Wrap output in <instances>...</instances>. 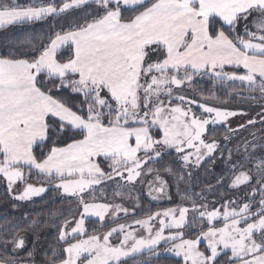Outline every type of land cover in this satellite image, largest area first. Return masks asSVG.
Masks as SVG:
<instances>
[{
	"label": "snow or ice",
	"instance_id": "snow-or-ice-1",
	"mask_svg": "<svg viewBox=\"0 0 264 264\" xmlns=\"http://www.w3.org/2000/svg\"><path fill=\"white\" fill-rule=\"evenodd\" d=\"M37 22L48 25L44 39L23 27ZM0 29L25 33L0 52V183L9 198L31 201L49 190L35 175L77 203L45 264H138L143 254L264 264V136L249 127L264 132V0H0ZM205 77L239 85L261 110L250 116L212 103L214 92L185 93ZM233 117L247 119L232 128ZM219 128L225 144L241 131L253 140L222 150ZM170 157L182 175L164 163ZM218 158L243 198L181 190L187 169ZM162 172L188 206L136 218L135 209L97 202V186L110 183L116 196L146 184L152 200L172 199ZM24 230L4 217L0 264H35Z\"/></svg>",
	"mask_w": 264,
	"mask_h": 264
},
{
	"label": "trees",
	"instance_id": "trees-1",
	"mask_svg": "<svg viewBox=\"0 0 264 264\" xmlns=\"http://www.w3.org/2000/svg\"><path fill=\"white\" fill-rule=\"evenodd\" d=\"M71 19L75 22L78 17L74 16ZM23 27L28 33L37 34L40 39H44V34L48 31V25L46 22H37ZM24 34L25 33H22L19 30L0 29V52L7 50L6 41L12 38H20ZM34 42L39 43V40H35ZM232 87L235 89L234 91L227 85L215 84V82L209 81L205 77L203 80L194 81L191 87L185 88L184 91L189 96H194L197 99L202 98L200 95L201 93L204 96H207L210 92H214L216 96L219 97V100L212 101V103H222L230 109H242L248 112L250 116H255L256 112L261 110L259 102L248 100V93L246 90L239 87V85H233ZM237 93H239V95ZM246 119L247 117H233L230 119L229 124L232 128H237L238 125ZM257 119H259V117H257ZM249 127L250 131L256 133L257 136H264V132L259 131L261 127L259 124L255 127ZM226 134L224 128H219L216 134L218 141L224 146V149L222 150L234 148L235 144H242L245 139L253 140V137L249 135V131H241L239 136L233 138V142L225 144L223 137ZM173 159L174 157H170L166 159L164 163L172 166L174 171H177L178 175H182L183 172L180 170L179 166L172 163ZM151 166L155 168L161 167L160 164H154ZM187 171L191 172V177L184 176V181L186 182L181 183V190L183 191L187 188L192 192L199 193L211 187L213 191L208 194V199H211L212 201H215L216 196L220 194L215 193L216 188H221L218 183H221L226 176H228V180H230V173L226 170L224 162L219 158L215 163L206 159L199 168L187 169ZM162 175H164V178L169 181L172 194L174 195V203L170 205L153 204L145 198V195L142 192L143 210L148 211L150 209L154 213L174 206H188L190 202L185 203L181 196L177 195V189L173 177L163 172ZM218 177H221L222 179L218 180ZM31 182L36 186H44L49 190L31 201H15L6 195L4 184L0 183V223L4 222V217H7L14 223L19 222L25 229L21 232V235L26 237L27 248L33 251L35 264H45V261L48 258L46 253H50V249L56 247L57 225L62 222L64 218H70L75 211L77 203L75 200L65 198L61 193L57 192L46 183H42V178L33 175L31 177ZM53 213H55V215H53ZM145 215H142V217ZM31 220H36L37 224L29 226L27 222ZM33 241L36 242L35 248H33ZM4 255L3 249L0 248V259H3ZM20 256L26 259L27 253L21 250ZM136 260L138 261V264H177L179 259L171 256L154 258L148 254H143L137 257Z\"/></svg>",
	"mask_w": 264,
	"mask_h": 264
},
{
	"label": "rangeland",
	"instance_id": "rangeland-1",
	"mask_svg": "<svg viewBox=\"0 0 264 264\" xmlns=\"http://www.w3.org/2000/svg\"><path fill=\"white\" fill-rule=\"evenodd\" d=\"M4 1H7V0H4ZM19 2L21 4H25L27 2H30V0H19ZM105 163H107V162H104L102 164V167H104L106 165ZM150 178L151 177H149L148 179H150ZM218 185L221 186V188H216L215 193H220V194H218L217 196L215 195L216 196L215 201L216 200L222 201L226 197H232L235 200H240L245 195L243 185H241L240 188H237V189H233L229 186L230 180H228V176H226V178H224L221 181V183H218ZM115 189H116V185L111 184V183L108 184L107 186H104V185L97 186V191L95 193V195L97 197V202L115 201L116 203L121 204L124 207H129L130 209H135V212L133 213V215H135L136 218H144V217H142V215H145L147 213V211L143 210L144 205L142 202V194H141L142 192L144 193L145 198L148 199L153 204L170 205V204L174 203V195L172 194L171 188H170V192L172 195V199L160 198L157 200H152L150 197L147 196L148 189H147L146 184L145 185L136 184V185L128 186V187L122 189V191L124 192L123 196L114 195ZM38 197H33V199L38 198ZM137 197H138V206H137ZM67 198L70 200H74L71 197H67ZM183 206H185V205H183ZM174 207H176V206H174ZM217 207H219V205H217ZM170 208H173V207H170ZM76 209H77V204H76L75 211L72 213L71 216H74L76 214ZM71 216H70V218H71ZM122 217H124L123 213H121L120 217H118L120 223H131L130 217L129 218H122ZM109 226L111 227V226H115V225H109ZM96 227L99 228L100 225L97 224ZM166 234H167V230H166ZM163 247L164 246L162 245L161 251H163ZM167 255H169V254H163L161 256H167ZM172 257H174V256H172ZM175 258H177V257H175ZM177 259H179V258H177Z\"/></svg>",
	"mask_w": 264,
	"mask_h": 264
},
{
	"label": "crops",
	"instance_id": "crops-1",
	"mask_svg": "<svg viewBox=\"0 0 264 264\" xmlns=\"http://www.w3.org/2000/svg\"><path fill=\"white\" fill-rule=\"evenodd\" d=\"M27 3H29V2H27ZM26 4V3H25ZM251 19V18H250ZM252 30H255L254 28L252 29ZM167 256H171L172 257V255L171 254H169V255H167Z\"/></svg>",
	"mask_w": 264,
	"mask_h": 264
}]
</instances>
